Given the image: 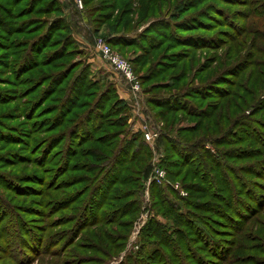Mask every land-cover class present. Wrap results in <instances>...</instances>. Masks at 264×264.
Returning a JSON list of instances; mask_svg holds the SVG:
<instances>
[{
    "label": "rangeland",
    "instance_id": "1",
    "mask_svg": "<svg viewBox=\"0 0 264 264\" xmlns=\"http://www.w3.org/2000/svg\"><path fill=\"white\" fill-rule=\"evenodd\" d=\"M56 1L60 6L61 13L40 16L41 22H43V24L44 22L46 23L45 26L55 19V16H59L65 21L67 20V22H70V20H72V12H80V14L73 19L77 24L76 29L72 33L77 49L79 50V55L76 54L71 58H66L59 62L63 63L65 66L70 62H76L74 64L75 67L82 63L83 67L86 68L89 73V81L99 82L101 86L98 88L97 94L101 92L105 84L112 82L117 90L116 96L125 103L127 108L125 119L127 127H124L123 124L115 123L118 126L110 128L108 126L110 121L116 119H109L110 121L106 119L104 123L107 126H104L102 130L94 135L95 138H97L103 132H119L116 134L118 137L113 145H107L106 142L104 145H99L94 140L85 147H82H92V151L87 153L84 149H79L75 144V149L73 151L75 153L78 152L77 156L74 158V162H77L74 167L75 173H72L70 170L64 177L75 178V176H77L73 182L78 183L84 181V177L79 176L87 174L88 171V176L93 175L95 169L99 170L98 174H103V168L106 166L104 162L105 156L111 155L116 149L119 140H129L134 135H138L140 140H143L142 142H144V145L150 151V172L148 176L142 180L139 179L137 182L124 184L123 186L117 185L112 188L108 198H126L116 202H113L114 200H111L110 203L105 202V206L99 211L97 217L99 220L97 227L85 231V233H83L84 235H81L74 245L68 249H60L59 252L55 254L57 255L56 257L53 256V254L54 250L58 248L55 247V242L58 238H50L49 236L47 237V235L64 230L70 225L68 221L72 218L71 214H73L76 208H79L82 202L86 200L88 196V190H86V188L88 189L89 185L78 183L71 189L65 188L56 193H52L50 189L49 192H45L47 186L52 189H56L60 186L59 183H54L58 175L54 174L55 167H52L54 164L56 166L57 162H59V157L57 156L56 158V155L51 157V154L49 156V149L46 146L45 149H43V155L41 157L39 156L40 151L38 152V147L42 144L43 139L52 133L48 131V128L40 129L39 132L32 137L31 142L20 141L18 139L20 135H16L17 137L10 141L15 142L14 144L11 143L6 146L1 145L5 146V152L11 151L13 156L14 153L19 155V159L16 160L10 155V158L13 160L4 161L5 168L0 169V171L3 172L0 173V177L7 180L4 181L7 186L5 189L0 187V195H2L9 204L12 202L20 206H23L25 203L24 201L33 200L32 203L30 202V204H28L29 207L27 210L23 209V207H19L20 210L25 213H20V215L31 225L35 224L43 229L47 227L51 228L60 223L64 225L48 229L46 233H43V231L42 233L40 232L41 236L44 234L46 236V240H43L42 244L39 243L41 249L40 253L37 252V247H39V245L36 243H32L31 248L25 245V250H17L18 248L7 250L3 249V246L0 247V264H143L142 262L144 259L146 260L152 251H154L157 256L161 255V250H152L153 247L157 248L155 247V241H147L141 236L143 232L145 233L152 227H155V224L165 227L169 233L172 231V228L178 227L181 231V236L184 235L189 240V247L187 249H184L186 245L183 246V241H181L173 247L174 250H162V261L164 262H161L163 264H264V0H194L196 3L191 12H196L194 16L197 18V15L202 12L200 15L203 16V18L194 19L193 21L196 26L200 23H207L206 26L202 27L206 29L203 32L207 41H209L206 42V47L203 46L202 48V46H199L201 47L199 49L196 46L191 47L192 51H190V58L187 59L191 72H189V74L187 73L184 82L176 87L177 90L180 89V91H182L184 88H182V86L185 85L186 82L188 84L193 83L194 85L198 84V82L201 83L207 78H211V76L224 68L225 65L232 63L234 65L237 64L238 80L236 81L235 75H232L227 77L228 79H226V81L221 82L222 84L219 83V85L217 84V86L209 89L210 91H201L205 96L201 95L199 98L180 99V102L187 106V112L169 113L165 116L163 121H154L151 118L147 111L145 100L151 96L165 95L167 97H172L171 94L177 92L174 88L166 90L160 88L170 84L168 78L172 74H177L180 71L181 65H179L176 70L168 71L164 77H159L144 83L141 79V75H145L149 72L152 62L159 59L163 51L159 50L151 53L150 58H148V65L142 66L141 63L135 65V59L139 54L138 50L129 47L123 48L118 52L113 49L130 63L132 72L138 79V96H132L129 91V85L125 79L121 75L112 72L107 64L100 59L96 51L95 41L98 38L105 40L104 38H106L109 33L108 28L103 26L96 36L91 35L92 24L90 21H92L93 17L98 16V9H90V11H88V8H93L95 6L99 7L101 5L104 6L111 1L87 0V4H85L84 0H80L81 9L76 5V1L78 0ZM124 2L126 1L122 0L119 4H124ZM148 3L149 0H132L128 3L129 10L133 14L128 15L124 21H130L129 32L133 33L132 36L144 32L150 26L153 19H155V16L150 15L145 21L136 24L139 10L145 8ZM176 3L177 0H166V3L162 4L161 8H158L156 12L163 16L167 14L168 11H173ZM150 6L153 8L152 5ZM86 14L90 16L88 19L85 17ZM170 17V20L175 22L181 18V15H179V13L177 14L176 9H174L173 15ZM42 27L44 30L47 28L41 25L39 26V30ZM65 35L66 32L62 31L58 36L64 38ZM15 37L18 38L19 36ZM55 38L57 37H53L52 40H56ZM90 39H92V43H90ZM155 40H153V42ZM50 50L51 49H46L39 59H43ZM13 60V58L9 57V62H5V65L8 64L9 67H0V90L14 88L6 79L12 78V73L10 74V72L13 71ZM203 69H205V71L199 73V71ZM49 70L50 68L47 69V71ZM43 72L44 70L40 69L39 73L38 71H34L29 73L28 76L36 78ZM192 72H195L193 78H191ZM235 81L236 87L232 89V84ZM216 82H218V79ZM22 88L23 87H20L19 90H22ZM231 89L243 96V103L238 106L237 110L227 112L225 117L226 121H222L224 124L223 132L222 130H215L213 133H207L206 130H204V126L208 122V119L203 118V113H211L212 109L215 108L216 112L213 116L218 117L221 114L223 115L226 109L230 111L231 105H229L228 99L216 101V98H222L225 94L229 93ZM38 92L39 90H37L35 95H31L27 99H22L18 103H11L8 106L0 107V113L6 111L8 108H15L17 104H27ZM62 96L63 95H61V97ZM106 98L109 99L108 97ZM81 100L83 99H80V101ZM114 100H111L109 105L114 103ZM50 103L51 101H48L45 106L48 107ZM50 110L52 109L48 108L47 111L38 113L36 119L41 117L48 120L52 115L47 114L44 116V114ZM204 110L206 111L204 112ZM82 112V109L76 110L72 112L70 116L73 117L76 116L75 114H80ZM190 112L192 116L188 115ZM9 114V117L13 114L14 118H17L14 121H10V125L18 126L21 122H25V119L18 118V115L12 111H10ZM199 116H202L201 121H198ZM7 117L8 115H4V118ZM71 124L72 123L62 124L57 130H64L65 133H69L66 131ZM194 129H197L196 132L188 134L186 137L187 144L195 143L198 146L201 145L213 156L219 155V152L220 157L218 158V163L221 165V168L222 165L225 166V172L229 179L227 181L228 184L224 185L223 189H216V184L220 183L222 179L218 171L215 178V188L211 190V196L208 198L202 197L204 201L209 200L205 203V206H207V210H211L212 214H210V211L209 213L205 211L204 214H201L191 208L192 204H196L197 206L196 200L199 197L193 194L194 192L188 193L183 190L184 187L182 185L192 184L193 186H197V184L200 183L202 184L200 186L205 188L203 182L204 179L206 180V174L212 176L214 172L210 171L202 174L204 179H201V181L191 177L193 171L190 169L189 165L192 164L194 160H190L191 162L188 165V158L190 159V156L194 155L196 152L193 148L189 155L184 154L181 159H175V162L178 160V163L175 164L179 166L178 172L180 177L171 180L167 177L165 169L166 157L164 149L162 146H158V139L160 136L171 137V139H174L173 142H176L177 140H183L182 134L185 133V130ZM147 130L154 134L157 133V137H154L151 141H146L144 132ZM222 133H224L223 139L220 138ZM78 136L80 135L78 134ZM68 140L69 142L74 141L73 138H69ZM164 142L165 141H163V144L166 145ZM222 142L223 145H218ZM35 143L37 144L34 146ZM67 143L68 141L65 140L66 145ZM213 143H216L217 146L214 147ZM60 148H63L62 145H59L56 150ZM233 148L234 150L238 149V157H232L233 155H230L229 152ZM74 152H72L71 155H73ZM202 152L203 151L200 150V153ZM88 154L96 156L94 158H87L86 156ZM170 159L171 157L168 158V160ZM15 160L16 162H20V164L13 167L11 164H14ZM46 163L47 167L44 166ZM9 165L10 167H8ZM155 168H160L165 172V181L160 184L151 180L153 179ZM49 170L53 172L46 173ZM26 174L38 175L37 177H40V179H37V181L42 180L44 176L47 179L51 178V180H46L47 182H45V184L47 185L42 188L45 197L43 196L42 199H38V197L34 195L36 192L33 191L40 188L39 185L35 183H24V181H27L25 177ZM125 175H127V177L133 176L124 173L121 177ZM202 176L200 178H202ZM12 177L18 178V181L20 180L19 185L14 182ZM97 177L98 175H96L95 179ZM226 180L222 182H226ZM151 184H156L163 189V195L173 206L174 212L171 211L172 214L177 213L183 221H188H184L183 225H179L178 223H174L175 219L157 210L156 207L154 209L156 211H153L151 198L149 196V187ZM173 185H176L177 189H174L172 187ZM15 186H27L32 188V191L22 193L17 190ZM227 188L228 190L230 189V192H225ZM71 192H74V196H78L81 193H83V196L79 198L69 210H59L56 215L48 217L50 215L48 211L52 210V208L49 209L48 205L50 201L53 200V197H58L59 194L64 196ZM172 192L177 194L180 200H178ZM23 194H25V198ZM29 194H31L30 197H28ZM46 195L50 197L47 198ZM137 198L138 207L125 219L127 220L124 224L126 226L125 229H118L115 225H106L110 219V216H107L110 210L125 202L129 204L132 202L130 205L133 206L137 202L135 201ZM36 200L39 201L36 202ZM223 200L225 202L224 204ZM38 202H41L40 204L44 206L41 207L39 211H36L38 210ZM37 214H41V216ZM55 216L60 217V221H52ZM191 216H196L197 219L200 220L203 219V221L208 224L205 226V231L207 233L203 231L200 232L199 230L198 233L191 234L192 225L190 224H193V221L190 220V218H192ZM175 217L176 219L178 218L176 215ZM118 218L119 215L115 216V220L117 219L115 222L118 221ZM9 220H11L9 221V226H13L14 222L11 218H9ZM187 226L188 229L186 228ZM107 230L114 234V236L117 232L125 234L121 237H114L123 240L119 243L120 245H118V247L121 246L120 250L115 251V245L108 248L104 243L102 250L93 249V242L96 241L94 237L99 236V238H101L103 235H106L105 232ZM204 234H208L209 237ZM85 237H87V239ZM23 243L25 244L26 242ZM0 244H3V242L0 241ZM16 246L17 245H15V247ZM23 251L26 256H21V252Z\"/></svg>",
    "mask_w": 264,
    "mask_h": 264
},
{
    "label": "trees",
    "instance_id": "2",
    "mask_svg": "<svg viewBox=\"0 0 264 264\" xmlns=\"http://www.w3.org/2000/svg\"><path fill=\"white\" fill-rule=\"evenodd\" d=\"M110 1L111 2L104 6L101 5L99 7L95 6L93 8H88V11H90V9H98V16L93 17L92 21H90L92 24L91 35L96 36L103 26L107 27L109 33L104 39L112 49L119 52V50H122L123 48L132 47L139 51V54L135 59V65L140 63L142 66L148 65V58H150L151 53L162 50L163 52L160 54L159 59L152 62L149 72L145 75H141V79L144 83L159 77H164L168 71L176 70L179 65H181L180 71L177 74H172L168 78L170 84L166 87L160 88L163 90L174 88L177 92L172 93V97L160 95L151 96L145 100L147 111L154 121H163L165 116L169 113L174 114L176 112H185L187 106L183 105L180 102V99H192L193 97L199 98L201 95H204L201 91H210L209 89L217 86V84L219 85V83L222 84L221 82L226 81V79H228L227 77L232 75H235L234 77L236 78V81L238 80L239 75L237 72V64L234 65L232 63L225 65L219 72L201 83L198 82V84L194 85L193 83L188 84L186 82V84L182 86V88L184 87L182 91H180V89L177 90L176 87L184 82L187 73L189 74V72H191V68H189L187 63V59L190 58V51H192L191 47L196 46L199 49L201 48L199 46H202L203 48V46H207L206 42L209 41H207L203 32L206 29L202 27L206 26L207 23H200L196 26L193 21L194 19L203 18V16L200 15L202 12H198V18L194 16L196 15V12H191L196 3L194 0H177L173 11H171L172 13L168 11V13L163 16L157 13L156 10L161 8V5L165 4L166 0H149L148 5L139 10L136 18L137 20L135 19L136 24L145 21L150 15L155 16V19H153L150 26L144 32L134 36H132V32H129L130 21H124L128 15L133 14L130 12L128 5L132 0H125L126 2H124V4H119L122 0ZM84 3L87 4V0H84ZM150 5H152L153 8H151ZM174 9H176L177 14L179 13V15H181V18L172 22L170 16L173 15ZM75 12H72V20H70V22H67V20L65 21L59 16H55V19L45 26L46 23L44 22L43 24V22H41L40 16L61 13L60 6L56 0H0V67H9L8 64L5 65V62L9 60V57L14 59L12 61L13 71L10 72V74L12 73V78H6L14 88L0 90V107L8 106L11 103H18L22 99H27L31 95H35L37 90H39L38 94L34 96L33 99L31 98L27 104H17L15 108H8L6 111L0 113V160L2 159L0 161V169L5 168L4 161L13 160L10 158V155L16 160L19 159V155L16 153H14L13 156L11 151L5 152L6 145L15 143L10 141L14 140V138L17 137L16 135H20V137H18L20 141L31 142L32 137L36 135L40 129L48 128V131L52 134L43 139L42 144L38 147V152L40 151L39 156L41 157L43 155V149H45L46 146L49 149V156L51 154V157L53 155H56V158L57 156L59 157V162H57L56 166L54 164L52 167H55L54 174L58 175L55 178L54 183H59L60 186L56 189H52L48 186L46 187V180H51V178L47 179L44 176L42 180L37 181L40 177H37L38 175L36 174H26L27 176L25 175V177L27 178V181H24V183H35L36 185H39L40 188L33 191L36 192L34 195H36L38 199H42L44 196L42 191L43 187L47 188H45V192H49L51 189L52 193H56L65 188L71 189L78 183L89 185L88 189L86 188V190H88V196L79 208H76L77 206L75 207L76 211L71 214L72 218L68 221L70 225L64 230L47 235V237L49 236L50 238H58L55 242V247L58 248L57 250H54L53 254V256L56 257L57 255L55 254L58 253L60 249H68L74 245L81 235H84L83 233H85V231L97 227L99 224L97 217L99 211L105 206V202L110 203L111 200L116 202L126 198H108L112 188L117 185L123 186L124 184L137 182L139 179L142 180L146 178L150 172V151L144 145V142H142L143 140H140L138 135H134L129 140H119L116 149L111 155L105 156L104 162L106 166L103 168V174H98L99 170L95 169V173L88 176V171L87 174L79 176L84 177V181L78 183L73 182L77 176H75V178L64 177L70 172V170L72 173H75L74 167L77 162H74V158L78 154V152L75 153L73 151L75 149V144L79 149H84V151L88 153L92 151V147H82H85L94 140L99 145H104L105 142L107 145H113L116 141L118 137L116 134L119 132H103L97 138L94 136L97 132L102 130L104 126H107L104 123L106 119H108V121H110L109 119H116L110 121V124L108 125L110 128L117 127L118 125L115 123L123 124L124 127H127V124H125L127 108L125 103L116 96L117 90L112 82L105 84L101 92L97 94L98 88L101 86L99 82L96 83L89 81V73L86 68L83 67L82 63L75 67L74 64L76 62H70L66 66L59 62L63 59L71 58L76 54L79 55V50L77 49V45L72 36L77 24L73 19L80 14L78 11ZM85 17L88 19L90 16L86 14ZM41 25H44V27L47 28L44 30L42 27L39 30V26ZM62 31L66 32L64 38L58 36ZM15 36L19 37L16 38ZM53 37H57L55 38L56 40H52ZM153 40L155 41L153 42ZM89 41L92 43V39ZM46 49L51 50L43 59H39ZM48 68H50L49 71H47ZM40 69L44 70V72L40 73L36 78L28 76L29 73L34 71H38L39 73ZM204 71L205 69L199 71V73H203ZM195 72H192L191 78L194 77ZM217 79L218 82H216ZM236 81L232 84V89L233 87H236ZM20 87H23L22 90H19ZM232 89L222 98H216V101L228 99L227 101L229 105H231L230 111H228L229 109H226V111L223 112V115L221 114L218 117L213 116L216 112L215 108L212 109L211 113H203V118L208 119V122L204 126V130H206L207 133H213L215 130H222L223 132L224 124L222 121H226L225 117L227 112L237 110L238 106L243 103V96L236 91H232ZM61 95L63 96L61 97ZM80 99L83 100L80 101ZM90 99L93 100L91 101ZM111 100H114L115 102L109 105ZM48 101H51V103L46 107L45 105ZM48 108H51L52 110L45 112L44 116L48 114L52 115V117L48 120L40 117L37 118V120L36 116L38 113L47 111ZM80 109H82V113L75 114L76 116L73 117L70 116L72 112ZM10 111L18 115V118L25 119V122H21L18 126L10 125V121L17 119L14 118L13 114L9 117ZM205 111L206 110H204V112ZM191 112L188 113L189 116H192ZM4 115H8V117L4 118ZM202 116H199L198 121H201ZM66 123H72L66 131L69 133H65L64 130H57L62 124L64 125ZM196 130L197 129L185 130V133L182 134L183 140H175L176 142H173L174 139H171V137L160 136L158 139V146H162L164 149L166 157L165 169L167 177L171 180L180 177L178 172L179 166L176 165L178 163L177 161L181 159L184 154L189 155L193 148L196 152L194 155L190 156V159L188 158V165L191 162L190 160H194V162L189 165L190 169L193 171L191 177L195 180L201 181V179H204L202 174L210 171L214 172L212 176L206 174V180L204 179L203 182L205 188L200 186L202 185L200 183L197 184V186H193L192 184L182 185L184 187L183 190L188 193L194 192L193 194L199 197L196 200L197 206L196 204H189L191 205V208L201 214H204L205 211L206 213H209L210 211V214H212L211 210H207V206H205V203L209 200L204 201V198L202 197L208 198L211 196V190L215 188V178L218 171L222 179L220 183L216 184V189H223V186L228 184L227 181L229 179L225 172V166L222 165L221 168V165L218 163V158L220 157L219 152V155L213 156L201 145L198 146L195 143L187 144V135L195 133ZM78 134L80 136H78ZM69 138H73L74 141L69 142ZM220 138H224V133L221 134ZM65 140L68 141L67 145L65 144ZM163 141H165L164 143H166V145L163 144ZM36 144L37 143H35L34 146ZM59 145H62L63 148L56 150ZM213 145L214 147L217 146L216 143H213ZM218 145H223V142ZM200 150L203 152L200 153ZM72 152H74L73 155H71ZM229 153L230 155H233L232 157H238L239 155L238 149L234 150V148ZM95 156L96 155L91 156L88 154L86 157L94 158ZM170 157L171 159L168 160ZM175 159L178 160L175 162ZM16 160L14 161V164H11L13 167L20 164V162H16ZM44 166L47 167V163ZM8 167H10V165ZM51 172L53 171L49 170L46 173ZM0 173L3 172L0 171ZM124 173L133 176L127 177V175H125L121 177ZM96 175H98V177L95 179ZM201 176L202 178H200ZM12 178L14 179V182L19 185L20 180L18 181V178L16 177ZM224 180H226V182H222ZM4 181L7 180L0 177V187L3 189L7 186ZM15 188L22 193L32 191V188L27 186H15ZM226 191L230 192V189L228 190L227 188L225 189V192ZM73 193L74 192H71L64 196L59 194L58 197L54 196L53 200H51L48 205L49 209L52 208V210L48 211L50 213L48 217L56 215L59 210H69L70 207L83 196V193L78 196H74ZM30 195L31 194H29L28 197H30ZM173 195L180 200L177 194L173 193ZM23 196L25 198V194H23ZM149 196L151 198L153 211H156L154 210L156 207L157 210L175 219L174 223H178L179 225H183L184 221H188H183L177 213L172 214V212H174L173 206L163 195V189L160 186L151 184L149 187ZM46 197L48 198L50 196L46 195ZM37 201L39 200H36V202ZM135 201H137V204L135 203L133 206L130 205L132 202L130 204L125 202L110 210L107 215L110 216V219L106 225H115L118 229H125L126 226L124 224L127 221L125 219L128 218L138 207V198ZM24 202L23 206L13 204L12 202L9 204L5 201V198L0 195V241L3 242V244H0V247L3 246V249L12 250V248H18L17 250H25V245L31 248L32 243H36L37 245H39V243L42 244V241L46 240L45 234L41 236L42 231L43 233H46L48 229L64 225L60 223L51 228L47 227L43 229L35 224L31 225L27 223L20 215V213H25L21 211L19 207H23V209L27 210L29 207L28 204H30V202L32 203L33 200ZM38 203V210L36 211H39L41 207L44 206L43 204H40L41 202ZM224 203L223 200V204ZM37 215L41 216V214ZM117 215H119V218L118 221L115 222L117 220H115V216ZM175 215L178 217L177 219ZM55 217L52 221H60V217ZM191 217L190 220L193 221V224H190L192 225L191 234H196L199 230L200 232L203 231L204 233H207L205 231V226L208 224H206L203 219H197L196 216ZM9 218L14 222L13 226H9V221H11ZM154 226L155 227H152L147 232H143V235L141 236L147 241H155V247L157 248L153 247L152 250H161V257L159 255L157 256V254L152 251L148 258L146 260L144 259L142 262L143 264H163L162 250H174L173 247L181 241H183V246L186 245L184 249L189 247V240L184 235L181 236V231L178 227L172 228V231L169 233L167 232V229L161 225L155 224ZM186 228L188 229V226ZM108 231L109 230H107L105 232L106 235H103L101 238H99V236L94 237V240H96L93 242L94 250H102L103 243L108 246V248L115 245V251L121 249V246L118 247V245H120L119 243L123 240L116 238L124 236L125 234L117 232L114 236V234ZM208 234L204 235L207 236ZM207 237H209V235ZM85 238L87 239V237ZM23 242L26 243L24 244ZM15 245L17 246L15 247ZM40 250L39 245V247H37V252L40 253ZM24 255L26 256L25 252H21V256Z\"/></svg>",
    "mask_w": 264,
    "mask_h": 264
},
{
    "label": "built area",
    "instance_id": "3",
    "mask_svg": "<svg viewBox=\"0 0 264 264\" xmlns=\"http://www.w3.org/2000/svg\"><path fill=\"white\" fill-rule=\"evenodd\" d=\"M76 5L81 9V1H76ZM95 48L99 54L100 59L107 64L109 69L121 75L127 84L129 85V91L132 96L137 97L139 93V83L138 79L134 76L130 63L126 61L121 55L115 52L105 40L98 38L95 41ZM157 133H151L150 131L144 132V138L146 141H151L154 137H157ZM156 183L160 184L165 181V172L160 168H155L153 172V179ZM177 189L176 185L172 186Z\"/></svg>",
    "mask_w": 264,
    "mask_h": 264
}]
</instances>
